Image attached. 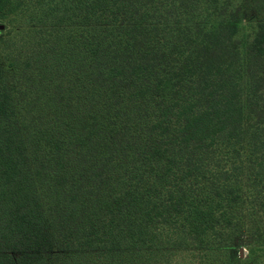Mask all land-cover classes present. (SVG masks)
<instances>
[{
    "label": "trees",
    "instance_id": "obj_1",
    "mask_svg": "<svg viewBox=\"0 0 264 264\" xmlns=\"http://www.w3.org/2000/svg\"><path fill=\"white\" fill-rule=\"evenodd\" d=\"M0 25V264H264V0Z\"/></svg>",
    "mask_w": 264,
    "mask_h": 264
},
{
    "label": "rangeland",
    "instance_id": "obj_2",
    "mask_svg": "<svg viewBox=\"0 0 264 264\" xmlns=\"http://www.w3.org/2000/svg\"><path fill=\"white\" fill-rule=\"evenodd\" d=\"M241 1L244 2L245 5H247V4L250 3L251 0H241ZM242 24H243V28H242V31H243V32H248V31L251 30V29H250V25L247 23V20H246L245 18L243 19ZM246 248H247L246 245L243 244V245H242V248H241V250H240L242 256H245V255H246V253H247V249H246Z\"/></svg>",
    "mask_w": 264,
    "mask_h": 264
},
{
    "label": "water",
    "instance_id": "obj_3",
    "mask_svg": "<svg viewBox=\"0 0 264 264\" xmlns=\"http://www.w3.org/2000/svg\"><path fill=\"white\" fill-rule=\"evenodd\" d=\"M2 28V25H0V29Z\"/></svg>",
    "mask_w": 264,
    "mask_h": 264
}]
</instances>
